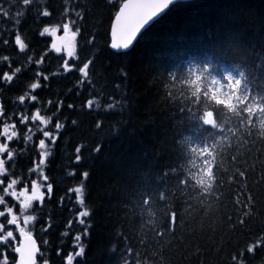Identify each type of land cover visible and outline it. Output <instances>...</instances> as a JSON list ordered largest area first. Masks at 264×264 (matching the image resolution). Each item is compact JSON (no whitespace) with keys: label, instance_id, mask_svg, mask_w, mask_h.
<instances>
[{"label":"trees","instance_id":"obj_1","mask_svg":"<svg viewBox=\"0 0 264 264\" xmlns=\"http://www.w3.org/2000/svg\"><path fill=\"white\" fill-rule=\"evenodd\" d=\"M122 1L0 0V264L43 143L38 264H264V0L178 3L115 52Z\"/></svg>","mask_w":264,"mask_h":264},{"label":"water","instance_id":"obj_2","mask_svg":"<svg viewBox=\"0 0 264 264\" xmlns=\"http://www.w3.org/2000/svg\"><path fill=\"white\" fill-rule=\"evenodd\" d=\"M180 1L187 0H125L112 23L111 48L118 52L129 50L147 27ZM37 254L34 237L24 236L18 264H36Z\"/></svg>","mask_w":264,"mask_h":264},{"label":"rangeland","instance_id":"obj_3","mask_svg":"<svg viewBox=\"0 0 264 264\" xmlns=\"http://www.w3.org/2000/svg\"><path fill=\"white\" fill-rule=\"evenodd\" d=\"M118 116H120V115H116L115 118H118ZM46 157H47L46 153H43L42 157L40 159V162L35 166V169L38 170V172L42 175V178H44V171L42 170L43 166H41V165L43 163H45ZM41 188H42V186L38 185V189L35 188L33 191H20L18 193L17 199L19 200L23 209H28L31 206V203L39 197V194L37 192ZM17 219H18L17 217H14L13 221L16 222ZM29 220H31L30 216H27V215L23 216L24 223H28ZM23 233H24V231H23ZM23 233H22V235H23ZM25 233H26V231H25Z\"/></svg>","mask_w":264,"mask_h":264},{"label":"clouds","instance_id":"obj_4","mask_svg":"<svg viewBox=\"0 0 264 264\" xmlns=\"http://www.w3.org/2000/svg\"><path fill=\"white\" fill-rule=\"evenodd\" d=\"M203 182H208V181H203ZM206 190V189H205Z\"/></svg>","mask_w":264,"mask_h":264}]
</instances>
